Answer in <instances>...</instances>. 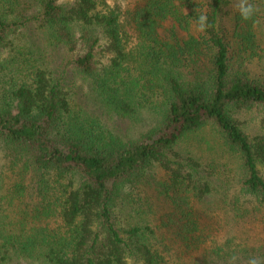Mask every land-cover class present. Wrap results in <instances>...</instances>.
<instances>
[{"label": "trees", "instance_id": "16d2710c", "mask_svg": "<svg viewBox=\"0 0 264 264\" xmlns=\"http://www.w3.org/2000/svg\"><path fill=\"white\" fill-rule=\"evenodd\" d=\"M240 2L0 0V264H264V0Z\"/></svg>", "mask_w": 264, "mask_h": 264}, {"label": "rangeland", "instance_id": "374dc122", "mask_svg": "<svg viewBox=\"0 0 264 264\" xmlns=\"http://www.w3.org/2000/svg\"><path fill=\"white\" fill-rule=\"evenodd\" d=\"M233 12V11H232ZM231 12V13H232ZM171 26V23L169 21L163 22L160 26L159 29V36L161 38H165V31ZM181 37H185L184 33H179ZM264 49V45H263ZM263 59L260 64H257V62L253 63L251 66L252 73H255L256 76L261 77L264 76V53L262 54ZM56 76V78L62 77L63 78V88L72 90L74 89L76 92V99L77 101L80 100L81 102H85L84 100V94L86 92L85 88L87 89V84L83 83L82 78L76 77L70 68L65 67V64L63 61L57 62L55 65L54 71H53ZM82 90V93L79 91ZM84 104V103H83ZM88 108L91 110L89 111H94L99 114L101 112L97 111L94 107H91L86 104ZM260 116L256 113H249L245 111H240L239 113H236V120L240 123L242 130L245 132V134L250 138H254L255 136H259L262 134L258 121H259ZM263 175H264V170H263Z\"/></svg>", "mask_w": 264, "mask_h": 264}, {"label": "clouds", "instance_id": "9594fccd", "mask_svg": "<svg viewBox=\"0 0 264 264\" xmlns=\"http://www.w3.org/2000/svg\"><path fill=\"white\" fill-rule=\"evenodd\" d=\"M238 12L243 20H249L255 8L252 4L248 3V0H241V2L237 5ZM207 18L204 15H201L198 20V31H206L207 29ZM234 259V258H233ZM249 264H258V260L256 257L250 258Z\"/></svg>", "mask_w": 264, "mask_h": 264}]
</instances>
